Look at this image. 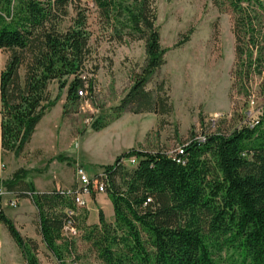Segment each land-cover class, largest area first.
I'll return each instance as SVG.
<instances>
[{
  "label": "trees",
  "instance_id": "16d2710c",
  "mask_svg": "<svg viewBox=\"0 0 264 264\" xmlns=\"http://www.w3.org/2000/svg\"><path fill=\"white\" fill-rule=\"evenodd\" d=\"M210 1L231 14V88L250 97L253 81L259 80V118L228 133L191 134L180 144L182 154L130 148L103 165L95 180L103 181L114 220L107 222L100 209L98 222L82 228V239L94 247L99 263L219 264L216 255L230 250L231 264H264V0ZM91 9L109 30L108 39L143 42V65L116 112L164 116L172 111L163 82L154 91L146 89L167 51L160 43L153 0H0V51L8 53L0 71L2 158L7 152L22 153L53 106L47 90L51 82L66 87L71 100L85 85L92 90L93 78L83 76L91 54ZM190 34H181L176 47ZM132 156L134 165L121 163ZM25 175L19 168L0 183L29 199L41 242L57 262L76 263L75 258L66 262L62 252L71 253L72 245L61 241L64 226L75 228L77 222L72 196L57 188L38 190ZM0 222L25 264H39L37 242L22 236L2 211Z\"/></svg>",
  "mask_w": 264,
  "mask_h": 264
},
{
  "label": "rangeland",
  "instance_id": "374dc122",
  "mask_svg": "<svg viewBox=\"0 0 264 264\" xmlns=\"http://www.w3.org/2000/svg\"><path fill=\"white\" fill-rule=\"evenodd\" d=\"M153 6L160 43L167 51L165 63L154 72L146 89L154 91L163 82L172 111L164 116L116 112L143 65V42L108 39L109 30L91 9L87 20L91 54L83 76L93 78V88L89 91L85 85L86 93L71 100L66 98V87L59 89L56 81L48 85L54 104L36 125L22 153L5 154L4 168L10 175L22 168L25 179L38 190L67 188L77 184L76 166L94 179L115 153L138 148L173 154L191 134L228 133L259 118V80L253 81L250 97L231 88L234 39L229 9L220 11L210 0H153ZM188 30L189 39L176 47L180 35ZM23 72L21 69V77ZM95 122L99 129L92 128ZM97 194L107 196L90 194L87 205L76 210L75 234L63 235L61 241L72 245L71 253L62 252L66 262L71 258L77 264L100 262L91 243L82 239L83 225L97 223L100 209L107 222L114 220L110 199L106 203L98 196L96 201ZM30 214V238L37 242L39 264H59L41 242L34 207ZM24 237L28 238L26 233ZM233 258L230 250L216 255L219 264H231Z\"/></svg>",
  "mask_w": 264,
  "mask_h": 264
},
{
  "label": "crops",
  "instance_id": "0c3cea01",
  "mask_svg": "<svg viewBox=\"0 0 264 264\" xmlns=\"http://www.w3.org/2000/svg\"><path fill=\"white\" fill-rule=\"evenodd\" d=\"M4 62H5V55L2 56V52L0 51V71L4 66ZM1 152L2 150L0 144V180H3L9 177L10 172H8L7 169L4 168V158H2ZM118 154H120V152L115 153V155L111 157V161H113ZM96 196L97 197L95 199L97 201L98 196L101 197V195L97 194ZM101 198L102 200H105L106 203L110 202L108 196H106L105 199L103 197ZM18 205L19 207L13 209L7 206L4 201H2L1 203L2 213L5 217L9 218L13 222L14 226L22 236H24V233H26L27 237L30 238L32 237L30 234L31 227L29 226L30 216H31L30 212L32 213L33 206L30 204L28 199H21ZM110 213L113 214V210ZM32 239L34 240L35 238ZM0 264H25V260L20 250L18 249L13 239L10 237L6 227L1 222H0Z\"/></svg>",
  "mask_w": 264,
  "mask_h": 264
},
{
  "label": "built area",
  "instance_id": "2783aa9c",
  "mask_svg": "<svg viewBox=\"0 0 264 264\" xmlns=\"http://www.w3.org/2000/svg\"><path fill=\"white\" fill-rule=\"evenodd\" d=\"M86 92L83 90H78L77 95L82 96ZM257 122V120L252 121L250 124H253ZM200 140H204V137H199ZM176 155L183 153V147L180 145L175 150ZM121 163H123L125 166H132L136 163L135 157H129V158H122ZM100 173L99 175H101ZM76 175H77V184L75 188H59L57 189L61 190L65 195H71L73 198V204L75 206V209L83 208L87 205L88 198L91 194V191H94L95 193H105V186L103 184V181H97L92 178H89L87 174L85 173V170L81 166H76ZM20 198L11 191L6 190V188L0 183V211H2L1 203L2 201L5 202L7 206L10 208L17 207L19 203ZM69 213H74L75 211L73 209H65ZM64 234H75L76 229L71 224H66L63 228ZM76 264V263H73ZM102 264V263H98Z\"/></svg>",
  "mask_w": 264,
  "mask_h": 264
}]
</instances>
